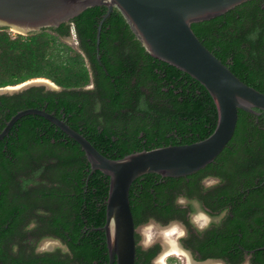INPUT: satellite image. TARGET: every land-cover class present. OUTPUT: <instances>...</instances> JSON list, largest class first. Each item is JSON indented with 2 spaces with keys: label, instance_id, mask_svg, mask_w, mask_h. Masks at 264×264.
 Segmentation results:
<instances>
[{
  "label": "trees",
  "instance_id": "1",
  "mask_svg": "<svg viewBox=\"0 0 264 264\" xmlns=\"http://www.w3.org/2000/svg\"><path fill=\"white\" fill-rule=\"evenodd\" d=\"M106 13V7H93L70 22L76 26L79 48L65 40L70 36V23L15 38L8 28L0 29V88L45 78L64 90L43 93L34 88L0 97V102H7L8 111L6 117L0 113V118L9 122L19 111L40 109L35 106L39 102L48 101L51 109L58 100L67 116L82 115L84 131L71 128L113 160L208 138L218 121L209 92L190 75L149 55L117 9L102 25L97 50L98 27ZM192 29L241 81L264 94V0L248 1L222 16L193 24ZM128 41L133 44L130 55L116 45ZM92 82L95 90L83 96L91 103L86 112L80 93L68 91ZM256 111L259 115L239 111L233 138L206 168L186 177L147 174L135 180L130 205L136 227L152 219L166 224L184 217L175 203L178 196L199 199L215 214L224 209L228 214L190 248L203 259L243 264L249 254L253 264H264V111ZM5 125L3 120L0 131ZM29 126L32 129H27ZM17 132L20 139L35 140L31 151L28 144L14 139ZM140 134L142 138H138ZM12 139L17 149L10 145L7 157L2 151ZM27 154H38L41 160L56 158L62 165L46 170H37L34 164L18 166ZM0 159V264L109 263L106 235L99 229L106 222L110 179L100 171L88 179L90 164L76 141L45 118L27 115L0 141ZM209 176L219 178L221 184L204 189L201 182ZM11 191L13 200L8 201ZM38 211L47 215H37ZM25 212L28 216L23 219ZM33 220L38 227L26 232ZM31 235L35 239L59 238L71 255L61 259L57 251L9 256L11 246L27 245ZM140 239L137 234V243ZM159 249V245L148 250L137 246L136 264H151Z\"/></svg>",
  "mask_w": 264,
  "mask_h": 264
},
{
  "label": "water",
  "instance_id": "2",
  "mask_svg": "<svg viewBox=\"0 0 264 264\" xmlns=\"http://www.w3.org/2000/svg\"><path fill=\"white\" fill-rule=\"evenodd\" d=\"M248 1L252 0H0V29L8 28L24 36L70 23L90 8L106 7L107 14L98 27V51L102 25L117 9L149 55L190 75L205 87L216 105L218 121L208 138L189 145L144 150L118 160L104 156L86 137L44 110L19 111L7 122L0 141L24 116L45 118L80 145L90 164L88 179L96 171L110 179L106 222L99 229L106 235L108 264H136L138 228L130 205L135 180L147 174L163 178L195 174L213 163L227 147L240 110L256 115V109L264 111V94L241 81L192 29L193 24L222 16ZM7 88L10 86L0 91H11Z\"/></svg>",
  "mask_w": 264,
  "mask_h": 264
},
{
  "label": "flooded vegetation",
  "instance_id": "3",
  "mask_svg": "<svg viewBox=\"0 0 264 264\" xmlns=\"http://www.w3.org/2000/svg\"><path fill=\"white\" fill-rule=\"evenodd\" d=\"M108 11V10H107ZM114 11V10H113ZM112 11V12H113ZM112 12H111V14H112ZM107 14V13H106ZM105 14V15H106ZM110 14V15H111ZM104 15V16H105ZM75 33V35H73ZM133 33V32H132ZM65 40H66V42L69 44L70 42H69V40H73L74 41V43H75V45H76V47L75 48H79V45H80V40H79V38H78V33H77V29H76V26H75V24L72 22V23H70V36H68L67 38H65ZM124 42H125V40H124ZM116 45L118 46V49L119 50H122V52H124V53H127L128 55H130V53H131V49H132V46H133V44L130 42V41H128L127 42V44L126 43H124L123 45H122V43H116ZM96 46H97V43H96ZM112 59H113V56H110ZM100 59H101V56H98V60L100 61ZM100 64H102V63H100ZM91 64L89 63V66H90ZM91 67V66H90ZM91 75H92V78L94 77V75H93V72H91ZM35 79H38V78H35ZM31 80H33V79H31ZM28 81H30V80H28ZM28 81H25V82H23L24 84L26 83V85L24 86V89H23V87H22V91H20V92H14L16 89H14L13 87H12V89H11V91H4V92H2V91H0V97H12V96H14V95H17V94H23V93H25L26 91H29V90H31V89H34V88H39V89H42V92L43 93H62L64 90H63V88H61V87H59V86H57L56 84H54L53 86L51 85V86H48V85H46L45 83L44 84H41V85H37V84H29V83H27ZM23 83H21V84H23ZM18 85H20V84H18ZM15 86H17V85H15ZM14 86V87H15ZM11 87V86H10ZM20 89V88H19ZM95 90V83L94 82H92L91 84H89V85H87V86H84V87H81V88H77V89H73V90H69L68 92H71V91H75V92H77V93H80V95H81V98L85 95V93H87L88 91H94ZM38 93V92H37ZM37 93H36V96H37ZM81 102L82 103H84L85 104V111L87 112L88 111V106L91 104H89L88 102L89 101H87L86 100V98L85 97H83L82 99H81ZM37 103V102H36ZM35 103V104H36ZM59 104H60V102L58 101V100H55V103H54V106L51 108V109H48L49 108V102L47 101V102H39V103H37L35 106L37 107V108H40V110H44V111H46L47 113H49V114H52V115H54V116H56L57 118H59V119H61V120H63L66 124H68L70 127H76V128H78V130H79V132L81 133V131H84V128H85V126H84V122H83V120H82V115L80 114L78 117H73L72 115H69V116H67L65 113H64V108H60V106H59ZM7 102H0V113H2V114H4L3 115V117L5 116L6 117V114H8V111H7ZM79 108L82 110L83 109V105L81 104V103H79ZM33 109H35V108H33ZM6 111V112H5ZM61 117H60V116ZM41 117V116H40ZM126 119L127 120H129V122L128 123H130L131 121H130V117L129 116H126ZM2 120V118H0V125L2 124V121L4 120L5 121V123L7 124V122H6V119L5 118H3V120ZM133 123V122H132ZM6 126V125H5ZM20 126H23V125H20ZM25 126V125H24ZM131 126V128H132V126L133 125H130ZM5 128V127H4ZM3 128V129H4ZM2 129V130H3ZM27 129H32L30 126L27 128ZM2 130L0 131V133L2 132ZM18 131L20 130L19 128L17 129ZM11 131V130H10ZM19 133L17 132V135H16V137L14 138L15 140H18V141H23L24 143H22V144H28V146H29V148H30V151L32 150V148H34V146H35V144H36V142H35V140H32V139H20V136L18 135ZM82 135V134H81ZM134 136V135H133ZM143 137V134H140L139 136H138V138H142ZM116 138H113V140H115ZM15 140H13L12 139V141H6V143H5V149L2 151V153H4L7 157H8V147H10V145H11V147H14L15 149H17V146L15 145ZM63 140H61V142H62ZM65 142L67 143V144H70V141L69 140H65ZM11 143V144H10ZM21 143V142H20ZM52 143H54V140H52ZM73 145V144H72ZM75 145V144H74ZM27 158H29V160L30 161H34L33 163H28L27 161H26V159ZM36 158V159H35ZM37 159H39V160H37ZM1 160V159H0ZM54 161H50V159H44V160H41L39 157H38V154H32V155H30V154H27L26 155V158H22L21 160H20V162L18 163V166L19 165H21V166H28L27 164H34V166L36 167L35 169H37V170H39V169H48L49 168V166H53V167H55V166H57V165H59V166H61L62 165V161L61 160H59V159H56V158H54L53 159ZM88 161V160H87ZM217 181H219V182H217ZM221 182V180L219 179V178H217V177H213V176H209V177H206V178H204L203 180H202V182H201V185H202V187L204 188V189H209V188H213V187H215V186H217L218 184H221L220 183ZM13 191H11L10 192V194H9V197H8V201H12L13 200ZM199 200V199H198ZM200 201V200H199ZM202 203V202H201ZM7 204H8V202H7ZM202 205H203V209L205 210V211H207L210 215H213V216H215V215H217V214H215V212H212V210L210 209V208H208L207 207V205L205 204V203H202ZM8 206V205H7ZM179 208L185 213L184 214V217H178V218H175V219H173V220H171V221H182L183 222V225L184 226H186L187 227V232H188V235L186 236V237H184V236H181L180 237V243L178 244V247L177 246H175V245H169V246H175V247H177L178 249H181L183 252H185V254L183 255V254H181V256L183 255L184 257H186V259H188L187 258V256L189 257V261H190V263H193V264H205V263H208V262H214L215 260H221V259H211V258H207V259H203L202 258V256H201V254L199 253V252H194V250L192 249V248H190V245H192V244H199V242L201 241V240H203L205 237H204V235H205V232L207 231H205L204 233H203V235H198L197 234V232H196V230L192 227V225L189 223V220H188V213H189V211L191 210L189 207H183V206H179ZM28 215H27V212H25L22 216H21V218H26ZM26 220V219H25ZM151 221H154L155 223H157V224H159L161 227H163V228H167V227H170V222H168V223H166V224H162V223H160V222H158V221H156L155 219H152V220H150L148 223H150ZM30 223V222H29ZM147 223V224H148ZM144 226V225H143ZM213 226V225H212ZM141 227V226H140ZM139 228V227H138ZM211 228V227H210ZM209 228V229H210ZM208 229V230H209ZM137 234H139V233H137ZM136 234V235H137ZM140 235V234H139ZM40 240V238H37V239H35L34 237H33V235H31V240H30V242L27 244V245H18V251L17 252H13V251H11L10 252V255L9 256H11V255H17V256H20V258H23V257H32L33 256V254L34 255H37L36 253H35V251H34V248H35V241H39ZM138 244V246H141L140 245V242L139 243H137ZM157 245H159L160 246V249H159V252H158V254L153 258V260L151 261V264H155V260L158 258V256L160 255V253H161V248H163V245H160L159 243H156V244H154V245H152L151 247H148V248H144V247H142L144 250H148V249H150V248H152V247H155V246H157ZM11 247H13V246H11ZM171 248H174V247H171ZM168 249V248H167ZM165 253V252H164ZM40 255H44V254H40ZM187 255V256H186ZM7 256V255H6ZM60 257H61V259H64L65 257H64V255H62L61 253H60V255H59ZM221 261H223V262H225L224 260H221ZM248 261V263L249 264H253L252 263V261H251V256L248 254L247 256H246V260H245V262H247ZM244 262V263H245ZM226 264H228L227 262H225ZM243 263V264H244Z\"/></svg>",
  "mask_w": 264,
  "mask_h": 264
},
{
  "label": "clouds",
  "instance_id": "4",
  "mask_svg": "<svg viewBox=\"0 0 264 264\" xmlns=\"http://www.w3.org/2000/svg\"><path fill=\"white\" fill-rule=\"evenodd\" d=\"M39 175V173H37ZM219 182V181H217ZM175 203L178 206L189 207L191 210L188 213V220L192 227L196 230L198 235L208 230L213 224L219 225L227 216L228 209H224L219 214L213 216L203 209L202 203L198 199H189L186 196H178ZM37 215H47L42 211H38ZM171 228L179 232L181 236L188 235L187 227L183 225L182 221H171ZM38 227L35 220L31 221L26 227V232H31ZM34 251L37 255L40 254H54L59 251L62 255H71V250L66 243L56 237H42L39 241H35ZM145 243L150 244L151 241L147 240L145 236ZM12 251H18V245H13Z\"/></svg>",
  "mask_w": 264,
  "mask_h": 264
},
{
  "label": "rangeland",
  "instance_id": "5",
  "mask_svg": "<svg viewBox=\"0 0 264 264\" xmlns=\"http://www.w3.org/2000/svg\"><path fill=\"white\" fill-rule=\"evenodd\" d=\"M8 33L11 35L12 38H15L17 35H20L17 31H13L11 29H9ZM24 36V35H23ZM69 45L76 47L75 43L73 40H69ZM27 83L29 84H37V85H41V84H46L48 86H53L54 83L48 79L45 78H38V79H33L28 81ZM26 85V83L24 84H20L17 86H11L10 88L7 89H12V87L14 89H16L14 92H20L22 91V87L24 89V86ZM20 88V89H19ZM5 91V90H3ZM138 233L140 234V245L144 248H148L151 247L152 245L159 243L160 245H163V248H161V253L158 256V258L155 260V264H189V257L187 256L188 259H186V257H184L183 255L185 254V252H183L181 249H179V253H182L183 255L181 256L179 255H172L169 257H165L164 258V252L167 250L169 245H175L178 247V244L180 243V237L181 235L179 234V232L174 231L170 227H167L166 229L161 227L159 224L155 223L154 221H151L150 223L141 226L138 228ZM147 235V240L151 241L150 244H146L145 243V236ZM179 248V247H178ZM164 262V263H163ZM222 264V263H221ZM244 264H249L248 261L245 262Z\"/></svg>",
  "mask_w": 264,
  "mask_h": 264
},
{
  "label": "bare ground",
  "instance_id": "6",
  "mask_svg": "<svg viewBox=\"0 0 264 264\" xmlns=\"http://www.w3.org/2000/svg\"><path fill=\"white\" fill-rule=\"evenodd\" d=\"M171 247H174V248H171ZM179 251L180 250L175 246H168V249L165 251L164 258L165 257L167 258V257L172 256V255H179V254L181 255L182 253H179ZM189 264H193V263H189ZM205 264H221V263H217V262L212 261V262H208Z\"/></svg>",
  "mask_w": 264,
  "mask_h": 264
},
{
  "label": "built area",
  "instance_id": "7",
  "mask_svg": "<svg viewBox=\"0 0 264 264\" xmlns=\"http://www.w3.org/2000/svg\"><path fill=\"white\" fill-rule=\"evenodd\" d=\"M73 35H75V33Z\"/></svg>",
  "mask_w": 264,
  "mask_h": 264
}]
</instances>
